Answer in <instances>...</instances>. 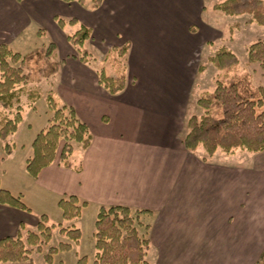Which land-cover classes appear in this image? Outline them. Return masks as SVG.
<instances>
[{"label": "crops", "instance_id": "1", "mask_svg": "<svg viewBox=\"0 0 264 264\" xmlns=\"http://www.w3.org/2000/svg\"><path fill=\"white\" fill-rule=\"evenodd\" d=\"M212 1L101 0L93 8L86 0H0V44L25 54L51 34L55 57L58 43L66 46L53 75L60 76V103L73 106L91 133L85 149L75 145L70 168L59 161L61 142L54 161L28 181L30 204L23 201L27 210L0 203V238L16 236L21 224L23 235L35 230L41 214L59 232L60 225L76 227L90 208L95 221L101 205L122 204L149 211L141 217L151 219L150 249L159 264H244L238 249L243 254L244 235L254 230L245 233L243 228L242 178L229 162L214 166L211 158L217 151L206 161L202 147L188 150L181 135L197 47L207 41V35L196 34L206 29L201 14L213 7ZM57 17L77 22L60 27ZM80 24L91 29L87 42L98 45L103 57L110 48L129 44L123 56L125 85L117 93L99 83L90 61L67 51L73 47L66 37ZM70 25L75 28L65 32ZM19 146L24 145L14 143L13 151ZM253 172L264 176V150ZM0 185L23 200L25 192L13 184ZM63 195H75L87 205L73 219L63 218L57 206L54 222L46 202L57 205ZM68 242L73 249L80 239ZM259 244L256 258L250 253L254 261L263 249Z\"/></svg>", "mask_w": 264, "mask_h": 264}, {"label": "trees", "instance_id": "2", "mask_svg": "<svg viewBox=\"0 0 264 264\" xmlns=\"http://www.w3.org/2000/svg\"><path fill=\"white\" fill-rule=\"evenodd\" d=\"M73 1V0H66ZM84 3L85 0H76ZM101 0H91L93 8ZM213 9L225 15L235 16L247 13V22L264 26V0H222L213 4ZM60 27L65 23L75 24L74 17L65 21L56 18ZM39 33L42 31H38ZM91 37V29L80 24L67 41L76 51L82 62L91 59L88 49L83 47L85 41ZM129 44L112 47L107 52L108 58L113 52L116 60L124 56ZM249 62H256L264 69V41L256 40L247 46ZM56 45L48 43L45 47L35 48L25 54L12 50L5 44H0V140L4 156L14 148L13 136L22 120L20 95L23 84L38 83L42 79H49L59 69V62L54 59ZM40 63L34 69L29 65L35 56ZM208 61L222 72H229L237 65V56L227 46L218 47ZM99 83L110 93L122 90L125 85V65L121 66L117 75H107L103 70L97 72ZM38 93L31 91L28 99L32 105ZM48 107L52 111L48 124L39 130L31 142V155L25 160V170L33 178L46 166L50 165L59 150V161L71 167V155L75 145L85 149L91 142V133L85 122L76 114L73 106L56 101L52 92L46 96ZM202 108L200 115L192 114L186 121L187 131L182 137L184 146L194 151L202 147L206 153L203 160L211 157L217 150L226 154L236 149L259 152L264 150V86L253 85L250 78L243 76L236 78L226 76L215 80L211 90L202 92L196 100ZM1 157V159L4 158ZM0 203L20 209H28L20 194H13L0 185ZM87 202L75 195H63L57 201L65 219L79 217L81 208ZM149 211L133 209L127 205H101L94 221V258L93 264H150L147 254L151 246L148 236L150 224L143 222L141 214ZM45 214L39 216L35 230H27L25 235L20 225L16 236L0 238V263L36 264L31 251L42 252L52 238L53 224H47ZM59 232L77 243L81 231L74 226H61ZM72 245L68 241H60L56 246L50 245L42 255L46 264H55V254L59 251H69ZM86 257H80L76 264H84ZM59 264H64L60 263ZM264 264V246L255 261Z\"/></svg>", "mask_w": 264, "mask_h": 264}, {"label": "rangeland", "instance_id": "3", "mask_svg": "<svg viewBox=\"0 0 264 264\" xmlns=\"http://www.w3.org/2000/svg\"><path fill=\"white\" fill-rule=\"evenodd\" d=\"M220 1L222 0H215L212 2L215 4ZM208 2L209 1H206V4ZM86 3H90L91 5L90 0H86ZM201 17L202 21L207 25L205 26V30L198 31L196 38L202 33L200 35L203 37L207 35V41H203V44L200 43L201 45H198L197 47L196 61L193 68L195 71L191 72L188 86L186 88L187 114L185 115V120L181 126V135L183 133L185 134L187 131L186 121L188 117L192 114L200 115L202 113V108L197 105L196 100L202 92L211 90L214 87L216 79L226 76H234L236 78L247 76L250 78L253 85L264 86V69L258 63L248 61L246 49L250 43L258 39L264 41V26L247 22L249 18V14L247 13L229 16L214 10L213 7H207V9L201 14ZM71 25L67 26L64 31L67 32L66 30L69 31L75 28ZM77 26L79 27V25ZM50 36L51 34L43 38L38 44H36L35 48L45 47L48 43L52 42ZM222 45L231 49L238 59L236 67L227 72V74L221 70H217L207 59L208 56L212 55L213 52ZM65 47L64 44L62 45L58 43V52L56 57L54 56V59L61 61L64 57V52L66 50ZM83 47L88 49L91 56L89 61L97 72L103 70L107 75H117L119 70H121V66L123 64L125 65V59L123 56H119L120 58L116 60L115 58L117 54L114 52L108 58L103 57V53H101V49L98 45L85 41ZM70 49L71 50H67L70 55L77 56L74 48ZM114 56L115 58H113ZM38 57L41 56L37 55L29 62V65L34 69L40 63ZM101 58H103V60ZM59 82L60 76L58 74L50 79H42L38 83L28 82L23 84L19 103L21 106L22 120L18 124V131L12 139L15 144L16 142H20L24 146H19L16 150H12L13 154L4 162V164H0L1 184H13L15 188H17L16 190L25 192V195L22 193L23 201L25 203L28 202V204H30L27 191L28 181H32V177L25 170V159L32 152L30 146L33 138L39 130L44 129L47 126L48 119L52 114L46 101L48 92H52L56 101L59 102L61 100ZM31 91L38 93V96L32 105L28 99V94ZM199 150L205 152L202 148H199ZM2 156H4V153L1 148L0 140V162ZM257 157H259V152H251L241 149H236L231 155H227L225 152L217 150L212 158L207 157V160L211 158L213 164H217L214 166H223L224 161L225 163L229 162L228 164L233 165L238 171L239 178H242V185L245 186L242 208V213L245 218V220H243V228L245 233L254 231L252 234L250 233L251 235H244L243 254H239L238 249V256L240 258L238 260L240 261L243 258L244 264H255L253 256L255 255V258L257 256L256 252L259 241L260 247L264 246V176L253 172L254 163L257 160ZM240 182L241 179H239V184ZM227 184L230 185L229 182H227ZM33 208L34 210H37L36 207ZM45 208L50 219L56 222L55 210L59 211L57 205L50 200L46 202ZM90 209L86 211L84 217L77 220L78 223L76 227L79 226L82 231L79 245L75 246L70 251H59L55 254V264H59L60 261L64 264H76L77 259L82 256L87 258L85 264H93L95 252L94 238L92 234L94 230V219H92V216L90 215ZM213 211L215 213L214 209ZM140 219L145 223H149L151 220L147 216L141 217ZM232 223H235L234 220ZM60 241H69V239L65 235L57 232L56 226L54 227L51 240L44 246L43 251L37 252L34 250V252H32L33 261L36 264H46L42 258L46 248L50 245L56 246ZM151 250L152 249H150L148 253L147 259L150 264H159L158 256L153 254ZM250 253H253L254 255L251 256ZM1 264L10 263L4 262Z\"/></svg>", "mask_w": 264, "mask_h": 264}]
</instances>
